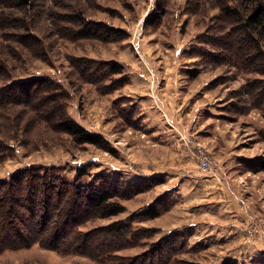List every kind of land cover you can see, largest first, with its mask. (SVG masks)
I'll list each match as a JSON object with an SVG mask.
<instances>
[{
	"label": "rangeland",
	"instance_id": "374dc122",
	"mask_svg": "<svg viewBox=\"0 0 264 264\" xmlns=\"http://www.w3.org/2000/svg\"><path fill=\"white\" fill-rule=\"evenodd\" d=\"M245 9L236 0H0V264H264L237 229L209 228L224 217L219 204L237 226L240 174L264 219V35L246 34ZM153 69L174 71L186 104L198 105L202 148L185 153L154 136L166 116L142 123L141 110L164 109L139 75ZM61 119L90 140L63 132ZM205 153L213 171L199 168ZM94 189L110 190L122 211L94 210ZM150 204L162 212L144 219Z\"/></svg>",
	"mask_w": 264,
	"mask_h": 264
},
{
	"label": "crops",
	"instance_id": "0c3cea01",
	"mask_svg": "<svg viewBox=\"0 0 264 264\" xmlns=\"http://www.w3.org/2000/svg\"><path fill=\"white\" fill-rule=\"evenodd\" d=\"M149 74L144 71L139 74L142 81L147 82L148 88L149 86L151 87V91H149L148 93V99L149 101H153L154 99L160 100L162 103H164V109L161 110L159 107L158 111V109L154 106L151 108L152 110H148L147 112L141 110L139 116L143 120L142 123H151L153 120V118H150L151 115H156V117L158 115L166 116V122H164V118L162 120L164 122L163 126L166 127L167 131H165V133H162L161 131L153 132L154 136H159V138L162 140H170L172 142L170 144L172 148H176L178 146V148L181 149L182 147L183 149H181V151L184 150L185 153H190L189 150L202 148V141L200 139L201 137L198 133L201 131H199L200 129H197V126L200 123L199 120L201 116V114H199L198 112V107H196L198 105L195 103L194 106H191L189 108L188 104H186L185 97H182V85H179L178 80L175 79L176 76L174 74V71H172L171 74L165 75L162 74V71L156 69L154 71L153 69V71H151ZM151 77L154 78L153 83H151ZM195 113H197V115ZM192 114L196 117H189ZM175 129L181 134L180 136H178V134L176 135ZM171 138H173V140ZM175 143L177 144V146L175 145ZM196 167V164L192 166V172H194V169ZM165 168L166 166L156 163L153 165L152 170L154 172H166L167 170ZM188 178H195V175L188 174ZM200 179L206 182L204 183L205 188L209 189L210 193H214V196L212 197L217 198L219 196V201L221 199V192L218 189V186H216L215 184L217 182L216 179L211 176H205V178ZM245 180V175L240 174L238 179L239 189L236 196V201L238 204V217L235 221H237V226L235 224H230L234 220H229L230 215L224 209L223 204H219V209L224 213V217H216V215H214L217 223L212 221L211 223H209L211 225V227L209 228L216 231H219L218 229H220L224 234H230L234 229H237V232L240 235L241 244L247 248L246 251H264V234H261L260 232H249L250 227L254 223H257L262 228H264V225L260 224H264V219L261 218L263 220L261 221L260 217L252 211V206L248 204V201L244 196ZM191 225L197 226L193 223H190L189 225L187 224V226Z\"/></svg>",
	"mask_w": 264,
	"mask_h": 264
},
{
	"label": "trees",
	"instance_id": "16d2710c",
	"mask_svg": "<svg viewBox=\"0 0 264 264\" xmlns=\"http://www.w3.org/2000/svg\"><path fill=\"white\" fill-rule=\"evenodd\" d=\"M242 7L244 6L245 12L243 15V27L248 34V28H252L254 32L259 33L260 36L264 35V0H236ZM23 8L29 5V0H18ZM114 73H120V67L113 69ZM61 130L75 137H80L81 140H90L89 134L81 126L68 119H61L58 122ZM261 159L256 157L254 160ZM115 195L108 189L98 191L96 189L90 190L87 194L88 203L94 210L103 211L105 217L113 216L122 211L121 207L116 203H112ZM162 210L154 207L153 204L146 206L141 214L144 219H154L160 216ZM170 234V233H168ZM221 264H239L235 258H225Z\"/></svg>",
	"mask_w": 264,
	"mask_h": 264
},
{
	"label": "built area",
	"instance_id": "2783aa9c",
	"mask_svg": "<svg viewBox=\"0 0 264 264\" xmlns=\"http://www.w3.org/2000/svg\"><path fill=\"white\" fill-rule=\"evenodd\" d=\"M198 162H199V168L202 171L205 172H210L213 171L212 169V164H213V160L211 159V157L208 154H202L198 157ZM249 232H254V233H261L264 234V228H262L259 224L254 223L250 229Z\"/></svg>",
	"mask_w": 264,
	"mask_h": 264
}]
</instances>
